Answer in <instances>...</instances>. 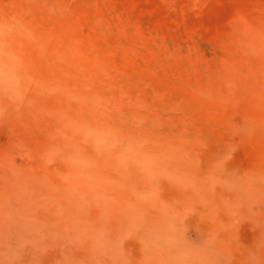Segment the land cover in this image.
<instances>
[{
    "label": "rangeland",
    "instance_id": "obj_1",
    "mask_svg": "<svg viewBox=\"0 0 264 264\" xmlns=\"http://www.w3.org/2000/svg\"><path fill=\"white\" fill-rule=\"evenodd\" d=\"M0 24V264H264V0H0Z\"/></svg>",
    "mask_w": 264,
    "mask_h": 264
},
{
    "label": "clouds",
    "instance_id": "obj_2",
    "mask_svg": "<svg viewBox=\"0 0 264 264\" xmlns=\"http://www.w3.org/2000/svg\"><path fill=\"white\" fill-rule=\"evenodd\" d=\"M14 28L15 24H0V100L6 99L12 104L22 99L21 77L18 74L20 60L14 52L6 48L3 38L12 33ZM3 111L4 109L0 107V115Z\"/></svg>",
    "mask_w": 264,
    "mask_h": 264
},
{
    "label": "bare ground",
    "instance_id": "obj_3",
    "mask_svg": "<svg viewBox=\"0 0 264 264\" xmlns=\"http://www.w3.org/2000/svg\"><path fill=\"white\" fill-rule=\"evenodd\" d=\"M100 135H101V134H100ZM78 152H80V151H78ZM2 171H3V170H2ZM33 175H34V174H33ZM29 177H30V176H29ZM32 178H34V177H32ZM23 179H24V178H23ZM28 180H29V179H28ZM36 182H37V181H36ZM28 184H29V183H28ZM31 184H33V183H31ZM14 185H16V184H14ZM22 185H23V184H22ZM25 186L27 187V185H25ZM34 186H35V185H34ZM38 187H39V186H38ZM22 188H23V187H22ZM22 188H21V189H22ZM28 188H30V187H28ZM35 188H36V186H35ZM13 189H14V188H13ZM21 189H20V190H21ZM40 189H42V188H40ZM22 190H23V189H22ZM32 191H33V190H32ZM32 191H31V192H32ZM55 192H56V191H55ZM32 193H33V192H32ZM9 194H10V193H9ZM21 194H22V193H21ZM29 194H31V193H29ZM37 194H38V193H37ZM49 196H50V195H49ZM44 198H46V197H44ZM18 200H19V199H18ZM56 200H57V199H56ZM15 203H16V202H15ZM39 205H41V204H39ZM42 205H44V203H43ZM19 208H21V207H19ZM57 208H58V207H57ZM35 209H36V207H35ZM69 210H71V209H69ZM39 211H40V210H39ZM40 212H41V211H40ZM27 214H28V213H27ZM47 214H48V213H47ZM49 214H50V213H49ZM132 214H133V213H131L130 215H132ZM36 215H37V214H36ZM36 215H35V216H36ZM33 216H34V215H33ZM30 217H31V216H30ZM36 217H37V216H36ZM131 217H132V216H131ZM25 218H26V217H25ZM34 218H35V217H34ZM75 219H76V217H75ZM135 220H137V219H135ZM37 222H38V221H37ZM171 222H172V220H171ZM173 222H174V221H173ZM24 223H25V222H24ZM27 224H28V223H27ZM49 224H51V223H49ZM6 227H7V226H6ZM12 228H13V227H12ZM12 228H11V229H12ZM59 228H62V227H59ZM171 228H172V227H171ZM27 229H28V228H27ZM41 229H42V228H41ZM20 230H22V229H20ZM22 231H23V230H22ZM27 231H28V230H27ZM39 231H40V230H39ZM54 231H55V230H54ZM72 231H73V230H72ZM11 232H12V231H11ZM11 232H10V233H11ZM30 232H31V231H30ZM36 232H37V231H36ZM132 232H133V231H132ZM56 233H57V232H56ZM32 235H33V234H32ZM146 235H147V234H146ZM26 236L30 237V236L27 235V234H26ZM28 237H27V238H28ZM60 237H61V236H60ZM36 238H37V237H36ZM55 238H56V237H55ZM145 238H146V237H145ZM9 239H10V237H9ZM30 239H31V238H30ZM149 239H150V238H149ZM10 240H11V239H10ZM14 240H15V237H14ZM144 240H145V239H144ZM16 241H17V240H16ZM61 241H62V240H61ZM1 243H3V242H1ZM48 243H50V242H48ZM48 243H47V244H48ZM54 243H55V242H54ZM55 244H56V243H55ZM65 244H66V243H65ZM145 244H146V243H145ZM35 246H36V245H35ZM54 246H55V245H54ZM59 246H60V245H59ZM83 246H84V245H83ZM29 247H30V244H29ZM144 247H145V246H144ZM57 248H60V247L57 246ZM145 248H146V247H145ZM146 249H147V248H146ZM19 250H20V249H19ZM37 250H38V249H37ZM144 250H145V249H144ZM18 252H19V251H18ZM29 252H30V251H29ZM25 253H26V252H25ZM155 254H156V253H155ZM26 255H27V254H26ZM45 255H46V254H45ZM10 256H11V255H10ZM46 256H47V255H46ZM56 256H57V255H56ZM7 257H8V256H7ZM8 258H9V257H8ZM8 258H7V259H8ZM134 258H135V257H134ZM146 258H147V257H146ZM20 259H21V258H20ZM33 259H35V258H33ZM45 259H46V258H45ZM17 260H18V259H17ZM145 260H146V259H145ZM146 261H147V260H146ZM162 261H164V259H162ZM14 262H15V261H14ZM160 262H161V261H160ZM9 263H10V262H9ZM15 264H17V262H16ZM40 264H41V263H40ZM51 264H53V263H51ZM159 264H161V263H159Z\"/></svg>",
    "mask_w": 264,
    "mask_h": 264
}]
</instances>
